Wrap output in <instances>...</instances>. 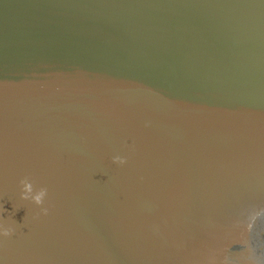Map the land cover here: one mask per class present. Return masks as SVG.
<instances>
[{"label":"water","instance_id":"1","mask_svg":"<svg viewBox=\"0 0 264 264\" xmlns=\"http://www.w3.org/2000/svg\"><path fill=\"white\" fill-rule=\"evenodd\" d=\"M0 224V264H264V0H0Z\"/></svg>","mask_w":264,"mask_h":264},{"label":"clouds","instance_id":"2","mask_svg":"<svg viewBox=\"0 0 264 264\" xmlns=\"http://www.w3.org/2000/svg\"><path fill=\"white\" fill-rule=\"evenodd\" d=\"M113 163L123 165L126 163V160L124 158L117 156L113 158ZM20 184H21L20 199L23 201L30 200L37 207H42V205L45 202V198L47 196V189L40 188L38 191L34 190V185L28 178L21 180ZM42 212L44 215H47L46 208H42ZM13 233H14V229L12 227H7L3 224H0V237L7 238L13 235Z\"/></svg>","mask_w":264,"mask_h":264}]
</instances>
